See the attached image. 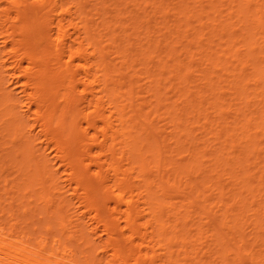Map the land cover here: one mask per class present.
I'll list each match as a JSON object with an SVG mask.
<instances>
[{
    "label": "bare ground",
    "instance_id": "obj_1",
    "mask_svg": "<svg viewBox=\"0 0 264 264\" xmlns=\"http://www.w3.org/2000/svg\"><path fill=\"white\" fill-rule=\"evenodd\" d=\"M247 262L264 0H0V264Z\"/></svg>",
    "mask_w": 264,
    "mask_h": 264
},
{
    "label": "rangeland",
    "instance_id": "obj_2",
    "mask_svg": "<svg viewBox=\"0 0 264 264\" xmlns=\"http://www.w3.org/2000/svg\"><path fill=\"white\" fill-rule=\"evenodd\" d=\"M5 204L7 205L8 204V201H5ZM39 212H41L40 210H39ZM31 217V216H30ZM39 217H42V215L40 214V215H35L34 217H32L29 221H31V223H30V225H29V227H32L33 225L34 226H37L38 224H40L42 221H41V219L39 218ZM39 226V225H38ZM249 228H247V233L249 232ZM74 246H76V247H78V249L80 250V249H82L83 247H79L78 246V244L77 243H75V242H73L72 243ZM249 260V259H248ZM248 264H250L249 262H247Z\"/></svg>",
    "mask_w": 264,
    "mask_h": 264
}]
</instances>
